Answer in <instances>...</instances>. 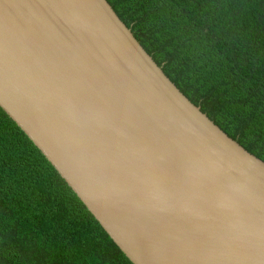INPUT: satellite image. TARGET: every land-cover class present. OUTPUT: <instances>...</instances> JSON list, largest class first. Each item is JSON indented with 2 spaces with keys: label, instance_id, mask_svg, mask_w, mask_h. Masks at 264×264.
I'll return each mask as SVG.
<instances>
[{
  "label": "water",
  "instance_id": "water-1",
  "mask_svg": "<svg viewBox=\"0 0 264 264\" xmlns=\"http://www.w3.org/2000/svg\"><path fill=\"white\" fill-rule=\"evenodd\" d=\"M0 106L134 264H264V160L108 0H0Z\"/></svg>",
  "mask_w": 264,
  "mask_h": 264
},
{
  "label": "trees",
  "instance_id": "trees-1",
  "mask_svg": "<svg viewBox=\"0 0 264 264\" xmlns=\"http://www.w3.org/2000/svg\"><path fill=\"white\" fill-rule=\"evenodd\" d=\"M165 73L264 160V0H108ZM0 264H134L0 106Z\"/></svg>",
  "mask_w": 264,
  "mask_h": 264
}]
</instances>
